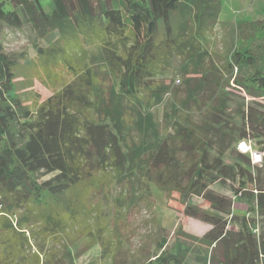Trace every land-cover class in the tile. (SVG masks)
Returning <instances> with one entry per match:
<instances>
[{
	"label": "trees",
	"instance_id": "16d2710c",
	"mask_svg": "<svg viewBox=\"0 0 264 264\" xmlns=\"http://www.w3.org/2000/svg\"><path fill=\"white\" fill-rule=\"evenodd\" d=\"M51 4L46 12L38 0H0V264H77L94 248L95 264H128L118 258L121 218L116 209L103 212L100 201L133 175L144 191L177 193L182 215L208 226L198 237L178 225L170 246L161 231L140 264H264V18L223 21L222 0ZM26 29L29 63L24 51L7 50ZM216 29L224 31L218 52L208 48ZM90 45L99 49L98 67L89 64ZM177 53L198 78L185 73L192 93L163 115L168 134L147 143L156 133L151 102L169 87L144 79L143 70ZM101 75L114 83L108 100ZM36 80L51 91L43 100ZM230 82L234 93L224 91ZM198 97L201 119L184 118L182 106ZM230 98L239 99L232 115ZM122 99L141 112L133 125ZM133 130L142 135L139 144ZM240 142L259 146L260 166L238 150ZM215 183H228L230 195L212 190ZM188 243L198 249L193 258Z\"/></svg>",
	"mask_w": 264,
	"mask_h": 264
},
{
	"label": "rangeland",
	"instance_id": "374dc122",
	"mask_svg": "<svg viewBox=\"0 0 264 264\" xmlns=\"http://www.w3.org/2000/svg\"><path fill=\"white\" fill-rule=\"evenodd\" d=\"M38 1L41 3L46 12L51 11V0ZM222 2L223 6L225 7V10L222 12L221 16V20L223 21L233 22L234 19L258 21L264 18V0H222ZM25 31L26 32L23 34V40L18 39V42L11 45L9 44L8 48L10 49L7 50L24 51L27 58L26 61L29 63V61L32 60L34 56V51L31 46V33L27 29ZM223 35L224 31L216 29L214 36L208 45L210 51L212 50L214 52H218L220 50ZM89 57V64L98 67V64L101 61L98 47L90 45ZM90 60L92 63H90ZM185 63V57L177 53L169 61L148 64L143 70L144 79L163 82L169 87V93L162 96L159 103L151 102V110L149 112L155 120L156 133L148 136L149 138H146L147 143H152L157 138L160 139L164 135L168 134L170 128L167 127V119H163V115L167 112H172L177 105V109L181 108L182 104H180V102H182V100H184L189 93H192L195 84H193L190 92L185 90V73H187V77H198L196 73L192 72L193 69L191 66L188 65L186 67ZM37 71L38 69H36V72ZM99 83L103 87L101 88V93L104 100H108V90L112 89L111 86L113 87L114 83L104 75L100 76ZM224 88V91L227 92L234 93V91H236L233 89L234 87L232 86L231 82L229 83L228 87L226 86ZM33 89L40 94L41 100L51 94V91L44 88L37 80L34 82ZM116 90L119 91V88L116 87ZM195 95L200 96L201 92H198ZM231 95L232 94H229V97H231ZM145 100H149V98L145 97ZM202 103L203 100L200 97H198L195 103L189 101L186 108L182 106V110H180L181 115L184 118L195 117V121L199 122L201 119V114H196V111L198 108H200ZM238 104L239 99L230 98V101L227 103L230 115L234 114ZM120 108L124 113L126 120H128V116L130 117L129 122L131 125L134 124L136 117H138L137 113L141 114V112L136 107H133L124 99L121 101ZM139 109L143 113L147 112L143 111L141 108ZM232 118L233 119H231L230 122H233L234 125L240 123L237 117ZM145 124L146 122H144L142 125V129L146 127ZM232 132L235 133L233 130ZM141 138L142 135L137 133L136 130H133V140L136 144L140 143ZM251 143V147L253 144L252 150L255 152L253 154L259 155L261 161L255 165L260 166L262 164L263 153L259 150L258 145ZM216 150L217 148L214 147L211 151V155H215L217 153ZM230 153L231 151H228L225 154V162L227 163L231 162ZM144 157L145 156L142 158ZM130 180L122 184L121 187L113 186L109 190L108 197H101L102 199L100 201L103 212H106L108 216H112L113 210L116 209L117 217L121 218L120 232L122 233L123 238L122 247L118 253V258L120 257L124 260H127L126 262H128V264H140L142 259L146 257L145 252H149V256L151 252L154 251L155 241L159 238L161 231H163L169 239L168 246L171 245L175 237L173 232L176 230L178 225L181 226L182 230L188 232V234L198 237L202 236L203 233L208 229L206 224L182 215L183 205L180 203L177 193H172L170 197H168L154 187L150 188L149 191H144L143 189H140V186L137 185V182L135 181V175H133ZM229 186L230 185L228 183L225 185L215 183L211 186V189L219 193L230 195ZM136 191L139 192L137 193L136 198L127 199L125 197V194L129 195ZM191 202L201 208H207L208 206L202 199L196 197L191 198ZM128 203L130 205L127 207L126 204ZM248 203L249 200L238 202L235 204V209L243 211ZM229 229L233 230L234 226L230 224ZM188 244L191 251L189 256L193 258L196 254H198V249L194 245L190 243ZM199 250L202 249L200 248ZM204 253L205 251L202 250L200 255ZM98 254L99 249L94 248L93 250L79 257L77 259V264H95Z\"/></svg>",
	"mask_w": 264,
	"mask_h": 264
},
{
	"label": "built area",
	"instance_id": "2783aa9c",
	"mask_svg": "<svg viewBox=\"0 0 264 264\" xmlns=\"http://www.w3.org/2000/svg\"><path fill=\"white\" fill-rule=\"evenodd\" d=\"M238 150L240 152H251L250 153V158H251V161L253 164H257V163H260V156L257 155V154H253L255 152L252 151L251 149V145L249 143H246V142H240L237 146Z\"/></svg>",
	"mask_w": 264,
	"mask_h": 264
}]
</instances>
